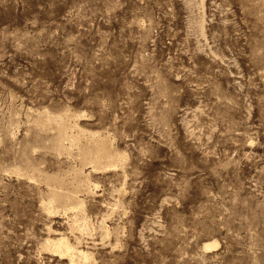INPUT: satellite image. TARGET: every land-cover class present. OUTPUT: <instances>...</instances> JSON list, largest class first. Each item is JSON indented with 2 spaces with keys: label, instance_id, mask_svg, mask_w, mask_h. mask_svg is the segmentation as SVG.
I'll use <instances>...</instances> for the list:
<instances>
[{
  "label": "rangeland",
  "instance_id": "374dc122",
  "mask_svg": "<svg viewBox=\"0 0 264 264\" xmlns=\"http://www.w3.org/2000/svg\"><path fill=\"white\" fill-rule=\"evenodd\" d=\"M59 237L264 264V0H0V264H72Z\"/></svg>",
  "mask_w": 264,
  "mask_h": 264
},
{
  "label": "bare ground",
  "instance_id": "6f19581e",
  "mask_svg": "<svg viewBox=\"0 0 264 264\" xmlns=\"http://www.w3.org/2000/svg\"><path fill=\"white\" fill-rule=\"evenodd\" d=\"M61 132V131H60ZM60 141V140H59ZM58 146V142L56 143ZM107 145H105L104 143L102 142H98L96 145H94L93 147H86L84 150H83V157L84 158H91L92 154L96 155V160L97 162H99L98 160L101 159L102 157H105V156H109V150L107 149L106 147ZM57 147V146H56ZM91 156V157H90ZM20 160V159H19ZM85 160V159H84ZM92 160V159H90ZM94 161V160H93ZM95 162V161H94ZM29 165V164H28ZM32 167L34 168V166L32 165H29V167ZM49 183V182H48ZM51 184V182H50ZM50 186V185H49ZM52 186V185H51ZM55 186V185H53ZM56 187V186H55ZM58 187V186H57ZM46 189V188H45ZM49 189H51L49 187ZM53 189H56V188H53ZM57 190V189H56ZM54 191V190H53ZM60 191V190H59ZM58 191V192H59ZM51 192V191H50ZM58 192H53V197L52 199L58 201V202H68V201H75L74 200V197L72 194H68V193H58ZM76 197V196H75ZM51 199V198H50ZM51 202V200H50ZM51 209V208H50ZM49 242L51 243V247L53 250H56L60 253H67V254H71V257H72V264H80V260H77L76 258H73L72 254L75 253V249L74 247L72 246V244L65 238V237H59L55 240H49ZM219 244V241L214 239L212 241H208V242H205L204 243V250H208L214 246H217ZM79 251V249H77ZM77 251V252H78ZM76 252V253H77ZM89 253V252H88ZM77 254H79V259H85V258H88V254L85 252V251H80L78 252ZM91 255V254H90Z\"/></svg>",
  "mask_w": 264,
  "mask_h": 264
}]
</instances>
